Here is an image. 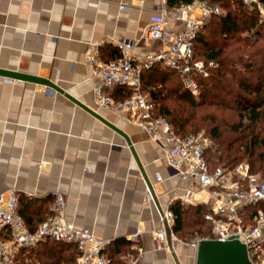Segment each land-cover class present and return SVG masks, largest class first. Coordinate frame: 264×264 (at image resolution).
Here are the masks:
<instances>
[{
	"label": "crops",
	"instance_id": "obj_1",
	"mask_svg": "<svg viewBox=\"0 0 264 264\" xmlns=\"http://www.w3.org/2000/svg\"><path fill=\"white\" fill-rule=\"evenodd\" d=\"M161 3L0 0V67L48 78L63 89L0 74V191L15 187L20 211L33 224L46 214L55 192L62 193L68 220L90 227L109 244L127 240L116 246L124 264H189L196 253L175 232L166 246L153 230L161 224L159 210L182 202L173 197L185 187L200 189L198 183L169 170L160 141L95 103L92 87L99 77L86 60L92 47L101 60L112 58L123 42L138 58L154 50L157 40L147 29ZM136 230L139 236L130 239Z\"/></svg>",
	"mask_w": 264,
	"mask_h": 264
},
{
	"label": "built area",
	"instance_id": "obj_2",
	"mask_svg": "<svg viewBox=\"0 0 264 264\" xmlns=\"http://www.w3.org/2000/svg\"><path fill=\"white\" fill-rule=\"evenodd\" d=\"M242 1L263 10L261 0ZM165 2L162 0L157 5L159 14L147 29L148 37L157 40L154 50L138 58L132 52L131 44L123 42L118 45L119 54L107 60L99 58L97 47L87 53L91 74L99 77L92 87L93 99L98 106L115 110L160 141L169 170L182 179H193L198 183L200 189L185 187L173 199L207 203L204 217L212 226V236L204 238L237 236L245 243L249 259L264 264V210L258 208L252 222H247L244 215L245 205L264 202V178L251 171L247 160L232 167L210 166L206 154L213 146V139L200 130L184 135L175 132L165 115L154 114V102L142 89V70L159 62L177 71L183 84L192 94H197L196 76L207 75V65L214 63L213 60L195 58L193 44L207 19L220 12L218 1L185 0L171 9ZM172 20L179 24L170 26ZM118 85L128 86L130 95L114 97L112 91ZM160 178L158 174L157 179ZM159 214L161 224L153 230V235L167 246L169 238H176L171 228L174 213L167 204ZM0 232L6 233V236H0V264H16L21 247L34 246L47 238L73 242L78 250L75 264H111L110 256L105 252L110 239L96 235L88 226H77L68 220L64 196L58 191L49 204V213L33 229L28 227L19 211L18 190L8 187L0 191ZM138 236V230L129 234L130 239ZM198 240L190 243L195 250Z\"/></svg>",
	"mask_w": 264,
	"mask_h": 264
},
{
	"label": "trees",
	"instance_id": "obj_3",
	"mask_svg": "<svg viewBox=\"0 0 264 264\" xmlns=\"http://www.w3.org/2000/svg\"><path fill=\"white\" fill-rule=\"evenodd\" d=\"M167 1L174 6L185 0ZM217 1L222 10L226 9V11L212 14L194 39V57L214 61L212 65H209L207 75L196 76L198 93L192 94L183 84L177 71L159 62H154L142 70V89L154 102V114L165 115L172 123L174 131L182 135L199 130L186 128L190 119L194 117V110L183 115L184 109L183 111L169 109L160 102L165 94L170 91L179 97L184 96L192 107L206 104L217 108H220L224 101H215L211 98L207 100L208 92L212 91L218 97L221 95L225 97L227 94L233 96V101L239 107L237 109L239 117L234 124L230 125V128L236 135L229 136L233 138H224L227 136H223L218 130L217 121L213 120L215 125L205 131L216 144L214 148L211 147L207 151L208 163L210 166L232 167L240 157L247 154L251 158V171L256 173L262 171V178H264V130H255L257 123L264 122V41H261L264 40V22L258 21L255 6L252 7L254 9L248 10L250 5L245 4L242 0ZM261 2L264 3V0ZM245 31H251V33L242 35V32ZM233 44H238V47L233 46V48ZM113 50L114 53L111 57L119 54V48ZM152 83L156 85L152 86ZM115 91L118 98L126 97L131 93V89L126 85L116 86ZM256 146H260L263 151L253 157ZM49 204L46 214L35 224L29 223L24 218L28 227L33 229L47 216ZM171 208L174 213L172 229L176 234H181L189 214H192L200 226L205 225L206 232L211 229V224L204 217L208 208L207 204L201 202L186 204L176 200L171 204ZM258 208L264 210V202L244 206L247 222H252L253 214ZM201 228L198 227L200 231H202ZM0 236L4 237L6 233L0 232ZM126 241V239H117L113 244L111 241L105 247L111 264H124V261L118 258L121 250H117L116 246L124 244ZM77 254L78 250L73 242L47 238L34 246L21 247L17 254L16 264H37L36 262L40 264V261L43 264H75Z\"/></svg>",
	"mask_w": 264,
	"mask_h": 264
},
{
	"label": "rangeland",
	"instance_id": "obj_4",
	"mask_svg": "<svg viewBox=\"0 0 264 264\" xmlns=\"http://www.w3.org/2000/svg\"><path fill=\"white\" fill-rule=\"evenodd\" d=\"M263 3V2H262ZM254 6H250L248 7V10H252L254 8H252ZM255 10L258 14V21L259 22H264V3H263V10L260 11L256 6H255ZM222 12L226 11L225 10H221ZM247 33H251V31L248 32H242V35H245ZM264 33V30H263ZM216 37H219L218 35H216ZM220 39V38H218ZM264 41V40H261ZM238 47V44L236 45H232V47ZM231 47V46H230ZM233 47V48H234ZM228 50H230L228 48ZM203 59V58H201ZM209 67V65H207V68ZM152 86H155V83L151 84ZM169 85V84H167ZM146 93V92H145ZM148 94V93H147ZM207 100L208 99H214L215 101H224L223 104L220 105V108H217L215 106H210V105H206L203 104L201 106L198 107H192L190 102H188L186 100V98L183 97H179L178 95L172 93V92H168L167 94L164 95V98L160 101L163 105H166L169 109L176 111V109H179L180 111H183L184 109V114H187L188 112H191V110H194V117L192 119H190V121L188 122V124L186 125V128H197L200 131H206V129H210L212 126L215 125V122H213V120H216L217 124H218V130L223 134V136H227L224 138H233V137H229V136H234L236 135V133L231 130L230 125L234 124L235 121L238 120V110L239 107L236 105L235 101H233V96H231L230 94H227L225 97L222 95L220 97H218L217 95L213 94V92L211 91V93H207L206 95ZM213 122V123H212ZM245 122H247L245 120ZM262 129L264 130V122H259L256 124L255 126V130H259ZM191 132V131H190ZM244 139H248L247 137H243ZM214 142V141H213ZM215 142L213 143L212 148L215 147ZM255 150V155L253 157H256V154L260 151H263L262 148L260 146H256L254 148ZM241 160H247L250 164V160L251 158L247 155L244 154L242 157H240L237 162L241 161ZM257 173L260 175V177L262 178L263 172L262 171H257ZM198 227H202L200 231V229H198ZM212 229V226H211ZM211 229L206 232L207 230H205V225H199V223H197L194 220V217L192 216V214H189L185 220L184 223V227L183 230L181 231V234H179L180 238L188 241V242H193V241H197L200 238H204V237H211L212 236V231ZM206 232V233H201V232ZM210 233V234H208ZM205 234V235H203ZM194 257H192V259L190 260L189 264H194ZM33 261V259H32ZM37 264H39V262H36ZM40 264H43L42 261H40Z\"/></svg>",
	"mask_w": 264,
	"mask_h": 264
},
{
	"label": "water",
	"instance_id": "obj_5",
	"mask_svg": "<svg viewBox=\"0 0 264 264\" xmlns=\"http://www.w3.org/2000/svg\"><path fill=\"white\" fill-rule=\"evenodd\" d=\"M0 74L7 77L15 79H25L36 81L40 83L47 84L52 89H58L62 91L58 85L53 83L50 79L41 77L38 75L25 73L17 70L5 69L0 67ZM65 94L71 99L75 100L77 103L81 104L96 116L100 115L94 112L92 109L86 107L80 101L75 99L71 94L65 92ZM105 122L113 126L115 129L120 131V129L112 125L109 121L103 118ZM126 137L128 143L130 140ZM135 158L136 154L134 153ZM138 160V159H137ZM149 186L151 187L150 183ZM194 264H256L252 262L247 254L246 245L242 242L237 236L227 238V239H218V238H200L198 240Z\"/></svg>",
	"mask_w": 264,
	"mask_h": 264
}]
</instances>
